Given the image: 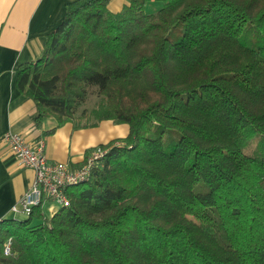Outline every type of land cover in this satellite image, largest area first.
<instances>
[{
    "label": "trees",
    "instance_id": "16d2710c",
    "mask_svg": "<svg viewBox=\"0 0 264 264\" xmlns=\"http://www.w3.org/2000/svg\"><path fill=\"white\" fill-rule=\"evenodd\" d=\"M108 2H67L14 84L44 135L128 132L67 206L0 220V264H264V0Z\"/></svg>",
    "mask_w": 264,
    "mask_h": 264
},
{
    "label": "crops",
    "instance_id": "0c3cea01",
    "mask_svg": "<svg viewBox=\"0 0 264 264\" xmlns=\"http://www.w3.org/2000/svg\"><path fill=\"white\" fill-rule=\"evenodd\" d=\"M70 1L73 0H0V220L19 215L10 207L34 175L31 168L19 164L2 142L5 132L22 133L30 144L42 141L48 160L67 161L73 166L81 164L97 144L124 137L128 132L126 123L106 119L95 126L79 128L67 121L53 133L44 135L42 129L53 127L55 119L45 118L38 128L34 102L14 84L18 65L42 55L46 35L61 21L65 4ZM128 2L109 0L107 8L117 12ZM56 207L50 200H44L41 205L46 214Z\"/></svg>",
    "mask_w": 264,
    "mask_h": 264
},
{
    "label": "built area",
    "instance_id": "2783aa9c",
    "mask_svg": "<svg viewBox=\"0 0 264 264\" xmlns=\"http://www.w3.org/2000/svg\"><path fill=\"white\" fill-rule=\"evenodd\" d=\"M1 140L20 165L29 167L34 172L30 185L10 207L12 212L26 216L30 215L35 207L42 205L44 200L67 206L69 201L66 189L86 181L91 169L105 152L95 147L86 154L81 164L73 166L67 161L48 160L43 142L30 144L22 133L8 131L2 135ZM3 251L5 254L10 253L9 240L5 242Z\"/></svg>",
    "mask_w": 264,
    "mask_h": 264
},
{
    "label": "rangeland",
    "instance_id": "374dc122",
    "mask_svg": "<svg viewBox=\"0 0 264 264\" xmlns=\"http://www.w3.org/2000/svg\"><path fill=\"white\" fill-rule=\"evenodd\" d=\"M89 91L90 93L88 94L87 100L81 104V106L79 107V111H81L82 109L90 110L97 103L99 99V94L97 93L96 89L94 87H91ZM260 137L261 136L258 133L253 134L249 138V143H247V145L242 148L243 152H246V153L251 152L256 145V141H258ZM14 218L22 220L26 218V215L22 213V214L16 215Z\"/></svg>",
    "mask_w": 264,
    "mask_h": 264
}]
</instances>
